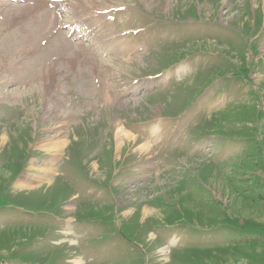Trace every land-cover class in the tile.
<instances>
[{"label":"rangeland","instance_id":"1","mask_svg":"<svg viewBox=\"0 0 264 264\" xmlns=\"http://www.w3.org/2000/svg\"><path fill=\"white\" fill-rule=\"evenodd\" d=\"M33 2L0 0V264H264V190L256 209L223 215L224 177L243 153L230 143L243 134L264 143V0ZM75 13L97 30L101 15L126 13L116 25L139 27L142 51L110 46L114 66L94 62L105 34L88 39L92 56L70 50L61 28ZM73 52L80 64L67 60ZM49 69L61 91L46 81ZM162 75L145 87L150 95L131 96L143 85H125ZM58 127L55 153L48 140ZM119 129L134 141L118 140ZM207 199L222 204L219 215Z\"/></svg>","mask_w":264,"mask_h":264},{"label":"trees","instance_id":"2","mask_svg":"<svg viewBox=\"0 0 264 264\" xmlns=\"http://www.w3.org/2000/svg\"><path fill=\"white\" fill-rule=\"evenodd\" d=\"M234 114V113H233ZM256 116H254V119ZM233 119V116L222 117L223 123H229ZM230 125V124H228ZM220 130V128H218ZM242 131L236 132V135H240ZM239 133V134H238ZM219 135V133H218ZM242 138L250 139V143L247 144L246 150L238 156V158L230 164V169L227 172L228 175H224V182L228 191L227 205L228 213H224V217L227 216L228 221L231 220L232 212L234 209H241L251 207L256 209L259 207V190H264V143L263 140H256L254 137H245L240 135ZM208 207L211 208V212L214 215H219L222 204L210 199H207ZM224 209V208H223Z\"/></svg>","mask_w":264,"mask_h":264},{"label":"bare ground","instance_id":"3","mask_svg":"<svg viewBox=\"0 0 264 264\" xmlns=\"http://www.w3.org/2000/svg\"><path fill=\"white\" fill-rule=\"evenodd\" d=\"M71 1V0H70ZM78 0H75V2L74 3H78L77 2ZM81 1H85V2H88V3H90V4H95V2H94V0H91V1H88V0H81ZM37 3H41V0H37ZM70 3V2H69ZM68 3V4H69ZM73 2H72V5L74 4ZM71 4V3H70ZM81 4V3H80ZM85 5V4H84ZM97 5V4H96ZM79 6V5H78ZM86 6V5H85ZM22 7V6H21ZM73 7H74V5H73ZM91 7V6H90ZM93 8V7H92ZM100 10V9H99ZM85 12V11H84ZM32 13H33V8H30V10H29V16L30 15H32ZM42 18H44V19H46V17H47V15L46 14H43L42 16H41ZM47 24V23H46ZM46 24H45V26H44V28L46 29L47 27H46ZM40 25V24H39ZM43 30V29H42ZM41 32V31H40ZM43 32V31H42ZM41 32V33H42ZM40 33V34H41ZM28 38H31L30 36L28 37ZM44 39V38H43ZM29 42V39H27L26 41H24V42H22V46L23 45H25L26 43H28ZM67 43V42H66ZM65 43V44H66ZM65 46V45H64ZM67 47V46H66ZM70 47V50H71V46H69ZM58 49L61 51L62 49H63V47L60 45V47H58ZM73 49H75V48H73ZM27 50V49H26ZM69 50V49H68ZM70 58L69 59H67L68 61H74V62H77L76 64H80V59H84V58H82L81 56H79V55H77L75 52H73V54H71L70 56H69ZM57 64V63H56ZM89 64V63H88ZM100 65H102L101 64V62L99 63ZM64 65H66V67H67V69H72L74 66H75V64H72V63H64ZM54 66H56V65H54ZM12 69L11 70H13L14 72V75L16 74V72L17 71H19L18 69V65L17 64H13L12 66ZM53 67V66H52ZM104 67H105V65H104ZM54 68H56V67H54ZM65 68V67H64ZM50 71H46V72H48V77H46V81H48L49 80V82H51L52 80L54 81L53 82V84L55 85V88H57V89H59L60 87H59V85L56 83V79H55V76H57L58 74L56 73V74H54V72H56L57 71V69H56V71H54L53 69H49ZM61 73V72H60ZM13 75V76H14ZM78 75V74H77ZM60 76V75H59ZM39 78H40V76H39ZM41 79V78H40ZM52 79V80H51ZM109 86V85H108ZM53 87V86H52ZM43 89V88H42ZM60 90V89H59ZM58 90V91H59ZM61 91V90H60ZM11 92H8L7 94L8 95H10V97H12V95L10 94ZM104 93V92H103ZM3 94V93H2ZM14 94H17V93H14ZM61 94V93H60ZM64 95V94H63ZM105 95H106V97L108 98H112L113 97V93H110V92H105ZM111 95V96H110ZM12 98H15V97H12ZM114 98V97H113ZM65 100V99H64ZM103 100V99H102ZM105 100V99H104ZM114 100V102L116 103V101H115V99H113ZM62 102V101H61ZM112 102V101H111ZM114 103V104H115ZM69 115V114H68ZM60 119H61V122L59 123V125H63L64 123H65V117H60ZM68 120V119H67ZM116 126H117V124H116ZM55 134H56V136H55V138L53 139V138H49V142L51 141V140H55L54 142H51L49 145H50V147H53L52 149L54 150V151H56L55 153H58V151L59 150H61V140H62V137H63V131H61L60 130V128L58 127V128H56L55 130ZM116 137H117V139L118 140H122V139H124V138H126V139H128V140H133L134 141V136H132V134H130V133H128V132H126L124 129H119L118 130V132L116 133ZM147 147V145H146V143H144V144H142L141 145V148H140V150H144L145 148ZM53 152V151H52ZM146 153H149V151H145ZM41 172H43V176H46V175H48V173H47V171L45 170V171H41ZM25 179V178H24ZM25 181V180H24ZM22 182H23V180H20V182H18V185H23L22 184ZM25 186H28V183L25 185ZM68 233V232H67ZM70 263H72V264H81L80 263V261L78 260V259H73Z\"/></svg>","mask_w":264,"mask_h":264}]
</instances>
